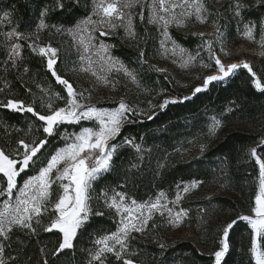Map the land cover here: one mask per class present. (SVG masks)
<instances>
[{"label":"snow or ice","instance_id":"6c2138e0","mask_svg":"<svg viewBox=\"0 0 264 264\" xmlns=\"http://www.w3.org/2000/svg\"><path fill=\"white\" fill-rule=\"evenodd\" d=\"M254 6L264 8V0H255ZM81 7L85 11L82 16H77L76 12ZM250 7L253 5L243 0H229V22H235L240 36L258 43L262 49L259 54L264 56V17L247 19L245 12ZM35 10L38 23L34 30L20 31L19 25H15L4 32L6 64L19 69L24 61L23 51L27 47L46 61V71L65 94L36 83L41 94L39 98L33 96L31 88L26 87L32 96L31 101L17 98L0 100V108L31 114L34 118L25 128L14 129L16 133H24L23 137L15 140V146L7 141L0 144V264H20L19 256L5 254L15 234L22 233L28 238L38 236L40 232L54 231L60 235V239L58 246L50 253L53 257H59L65 250L74 251L78 236L87 232L91 247L82 249L86 257L84 264H143V261L135 259L140 252L133 245L138 236L147 238L151 233L159 252L153 258L158 264H169L170 246L164 242L158 229L179 228L190 219V209L182 206L183 201L186 194L198 189L204 182L198 179L180 181L175 184V194L171 199L168 193L160 190L146 200H138L125 190L127 180L115 186L105 185L99 191H96L94 184L105 173L116 169V160L124 146L135 150L134 159L143 161L142 153L145 150L142 143L137 142L134 136L122 135L127 125L142 123L140 117L152 121L170 105L191 101L240 70L247 71L251 85L261 92H264V77L258 76L248 61L222 62L217 55V45L220 52H225L223 29L227 25L220 23V11L209 0H51L50 3L38 5ZM58 14L62 18H58ZM11 16V12L5 11L0 20L8 18L11 25ZM137 19L157 33L159 47L155 50L156 55L171 58L181 69H189L199 60L204 69L215 67V72L198 74L196 79L202 82L186 85L188 95L172 97L165 95V88H150L145 82L147 72L164 73L165 80H168V75L166 69L149 63L146 58V49L140 43H146L148 28L141 36L136 30ZM209 21L214 32L207 36L204 32L184 33L200 38L201 42L194 53L184 47L171 31ZM44 30L52 35L71 37L70 48L75 49L76 59L70 62L68 72L88 73L97 82L112 88L119 86V80L112 77V73H116L134 84L138 95H150L155 91V97L147 100V108H140L124 97L113 98L112 107L90 103L91 90L75 87L60 69V48L53 46L51 41L38 43L39 33ZM120 32L123 36L119 35ZM111 38L121 43L125 40L136 41L137 67H130L123 59L113 55L117 45L106 42ZM128 46L133 47L132 44ZM202 53L207 54L209 62L204 61ZM23 72H30L27 65H23ZM7 84L5 81L6 87ZM6 87L0 88V93H5ZM53 97L62 101V106H54ZM153 99L157 102L153 103ZM38 108H43V114ZM226 111L232 112L233 109ZM224 119L223 114L210 117L206 139L215 137L222 130ZM84 121L89 122L90 126H81ZM64 125H73L79 130L66 133L61 131ZM34 133H41L43 138L34 136ZM139 139L143 140V137ZM53 140L59 143H53ZM207 147L206 143L199 144L201 155ZM173 151L182 155L180 148ZM247 155L259 166L254 203L250 205V214H237L235 219L225 220L217 227L216 250L209 254L210 264H222L231 248V231L240 221L246 222L250 229L249 253L252 259L255 264H264V136L260 137L255 147L247 149ZM139 167L140 164L130 160L126 173ZM158 167L164 168L165 165L159 164ZM206 199L211 200V197ZM206 211L205 208L199 209L202 223L205 222ZM97 218L103 223L94 224ZM40 252L43 254L44 249L41 248ZM187 259L190 257H173L174 264H184ZM41 264H49L46 256Z\"/></svg>","mask_w":264,"mask_h":264},{"label":"trees","instance_id":"16d2710c","mask_svg":"<svg viewBox=\"0 0 264 264\" xmlns=\"http://www.w3.org/2000/svg\"><path fill=\"white\" fill-rule=\"evenodd\" d=\"M50 2L51 0H0V17H3L5 11L12 13L11 25L8 18L0 20V88H5V81L8 82L6 92L0 93V100L17 98L31 101L32 96L28 94L26 87L31 88L33 96L39 98L41 94L35 86L36 83L51 88L54 92H61V86L57 85L46 71V61L42 57L25 47L23 64L19 69L11 68L6 64L7 52L3 43L4 32L10 30L12 26L19 25V30L24 32L34 30L38 23L36 7ZM243 2L253 5L245 12L247 19L256 20L264 17V8L255 7V0ZM228 5L229 0H224L220 6V23L227 25L223 29L226 42L238 44L243 41V37L237 33L235 22H229L231 14L227 11ZM84 11L85 9L81 7L76 15L82 16ZM58 18L62 17L58 14ZM39 35L38 43L46 44L51 41L53 46L60 48L59 67L64 71L66 78H70L75 85V73L67 71V67L73 61L71 38L67 35H52L47 30L41 31ZM174 37L185 47L195 46L192 38L186 35L174 34ZM112 41V44L117 45L113 50L115 55L131 65L130 51L126 50L119 40ZM253 43L258 44L254 41ZM23 65L30 69L28 74H24ZM256 70H260L261 77H264V56L260 57ZM145 82L152 89H167L165 95L172 97L189 94L188 87L180 85L170 77L165 80L164 74L158 72L146 74ZM195 84L192 82L190 85ZM64 94L61 92V95ZM155 95V91L150 95H139L143 108H147V100ZM156 102L157 100L153 99V103ZM52 103L54 106L63 104L54 97ZM228 108H232L233 111H226ZM38 110L43 114V108ZM221 114L225 118V126L215 137L206 139L210 117ZM140 120L143 122L127 125L122 135L134 136L137 142L142 143L145 150L142 153L143 161L134 159L136 156L134 149L122 147L116 160V169L111 173H105L94 184V188L99 191L105 185L115 186L127 180L125 190L138 200H146L160 190L168 193L171 199L175 194L176 183L192 179L202 180L204 183L198 189L186 194L182 205L190 209V219L181 227L191 228L195 237H179L164 242L170 246L169 264H174L173 257H190L184 260V264H210L209 254L216 250L217 227L225 220L235 219L237 214L249 212L250 205L254 203V195L258 190L259 166L249 158L247 149L257 144L260 137L264 136V92L254 89L250 75L246 70H240L231 78L198 94L191 101L170 105L154 120H144L143 117H140ZM29 121H34L31 114L0 108V144L7 141L15 146V140L23 137L24 133H16L14 129L25 128ZM35 126L39 127L38 124ZM81 126L86 124L81 122ZM78 130V127L73 125H64L61 128V131L66 133ZM33 135L43 138L41 133ZM140 137H143V140H140ZM52 142L59 143L57 140ZM200 143L208 145L202 155L199 151ZM175 148H180L182 155L174 153ZM130 160L140 164V167L126 173ZM159 164H164L165 167L159 168ZM207 197H211V200L206 199ZM200 208L207 209L203 223L198 215ZM97 222L103 223L100 218H97L94 224ZM249 233L250 229L246 222L237 223L230 234V251L222 264H255L249 253ZM59 239L60 235L55 231L40 232L38 236L28 238L22 233H17L12 237L10 246L6 247L5 254L19 256L20 264H41L44 256L47 257L49 264H84L86 257L82 249L91 247L88 233L84 232L78 236L74 242V251L65 250L59 257H53L50 253L58 246ZM153 240L154 237H137L133 247L139 250L140 255L135 259L143 261V264H158L153 258L159 255ZM41 248L44 249L43 254L40 252Z\"/></svg>","mask_w":264,"mask_h":264},{"label":"rangeland","instance_id":"374dc122","mask_svg":"<svg viewBox=\"0 0 264 264\" xmlns=\"http://www.w3.org/2000/svg\"><path fill=\"white\" fill-rule=\"evenodd\" d=\"M209 2L213 4L215 8L220 10V6L223 4L224 0H209ZM146 27L148 28L149 35L148 37H145L146 43L143 41H141L140 43V46L146 49V58L149 60V63L155 64L159 68L166 69L168 77L177 81L178 83H180V85L186 86V85H190L192 82L199 84L202 81L196 79L198 74L207 75L215 72V67H213L211 70L204 69L200 64L199 60L196 62L195 66L189 69H181L178 63L174 64L172 62L171 58L164 59L159 55H156L155 50L159 47L157 33L152 27L147 26L146 24H141L137 19L136 30L138 33H140L141 36H144V29ZM171 31L173 36L174 34L184 35V33H190V32H204L207 36V34L214 32V27L212 23L209 21L208 23L205 24H200V23L191 24L187 29H183L180 31H177L176 29H172ZM119 35L123 36V33L120 32ZM186 36L192 38V40L195 42L194 48L186 47L189 50L193 51L194 53L196 50V46L201 42L200 38L191 35H186ZM211 38L214 39V37ZM113 39L114 38L107 39L106 42L112 43ZM121 44L126 48V50L130 51V54L132 56V63L129 66L137 67L135 63V58L138 50L134 47L136 41L125 40ZM129 44H132L133 47H129L128 46ZM224 46L227 55L225 54V52H220L218 50L219 46L217 45V55L221 57L222 62L228 64V63L240 62L241 60L248 61L253 66V70L257 73V75L261 76L260 70H256V66L258 65L259 59L261 57L259 53L262 51V49L258 44H254L253 41H249L247 38L244 37L242 42L238 44H230L226 42L224 37ZM71 53L73 54V60H75L76 55L74 48ZM113 55H115L114 52ZM201 55L205 62H209L206 53H202ZM149 73L150 72H147L146 74ZM160 74H164V73H160ZM112 77L119 80V86L117 88H112L110 85L105 86L97 82L95 78L88 73L76 72L74 79L75 81L74 86L77 87L78 89H90L91 100L89 102L97 104L98 106L101 107H112L114 105L113 98L118 99L120 97H124L125 99L131 101L132 103L138 104L140 108H143L140 96L137 94L138 90L136 89L135 85L132 84L127 78L123 77L122 75H117L116 73H112ZM85 95L87 96L88 93L85 92ZM84 123L86 124V126H90L89 122L84 121ZM257 144L253 145L252 147H255ZM247 214H250V211L245 212L243 215H247ZM158 232L165 242L173 241L179 237H183V238L195 237L194 232L191 228L181 227V226L179 228H170V229L167 227H163L158 229ZM149 237H154V236L153 234L149 233L147 235V238Z\"/></svg>","mask_w":264,"mask_h":264}]
</instances>
